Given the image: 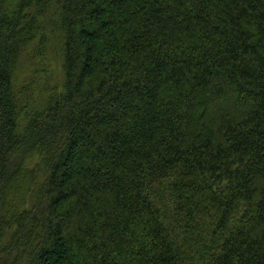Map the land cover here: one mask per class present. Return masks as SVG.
I'll return each instance as SVG.
<instances>
[{"label": "trees", "instance_id": "obj_1", "mask_svg": "<svg viewBox=\"0 0 264 264\" xmlns=\"http://www.w3.org/2000/svg\"><path fill=\"white\" fill-rule=\"evenodd\" d=\"M0 264H264V0H0Z\"/></svg>", "mask_w": 264, "mask_h": 264}]
</instances>
